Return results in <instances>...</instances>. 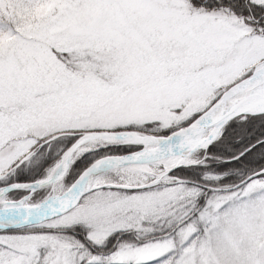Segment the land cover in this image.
Returning <instances> with one entry per match:
<instances>
[{
  "label": "snow or ice",
  "instance_id": "snow-or-ice-1",
  "mask_svg": "<svg viewBox=\"0 0 264 264\" xmlns=\"http://www.w3.org/2000/svg\"><path fill=\"white\" fill-rule=\"evenodd\" d=\"M0 264H264V0H0Z\"/></svg>",
  "mask_w": 264,
  "mask_h": 264
}]
</instances>
